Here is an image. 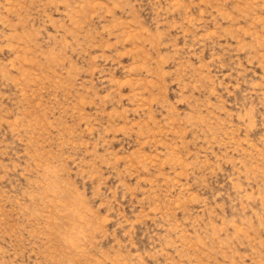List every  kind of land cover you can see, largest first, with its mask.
Segmentation results:
<instances>
[{
  "label": "rangeland",
  "instance_id": "374dc122",
  "mask_svg": "<svg viewBox=\"0 0 264 264\" xmlns=\"http://www.w3.org/2000/svg\"><path fill=\"white\" fill-rule=\"evenodd\" d=\"M0 264H264V0H0Z\"/></svg>",
  "mask_w": 264,
  "mask_h": 264
}]
</instances>
